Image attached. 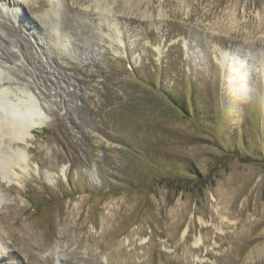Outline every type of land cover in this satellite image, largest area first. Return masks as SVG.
<instances>
[{
    "label": "rangeland",
    "instance_id": "obj_1",
    "mask_svg": "<svg viewBox=\"0 0 264 264\" xmlns=\"http://www.w3.org/2000/svg\"><path fill=\"white\" fill-rule=\"evenodd\" d=\"M20 1L0 264H264V0Z\"/></svg>",
    "mask_w": 264,
    "mask_h": 264
},
{
    "label": "bare ground",
    "instance_id": "obj_2",
    "mask_svg": "<svg viewBox=\"0 0 264 264\" xmlns=\"http://www.w3.org/2000/svg\"><path fill=\"white\" fill-rule=\"evenodd\" d=\"M18 1L19 0H16V3ZM23 2L27 3L28 0H23ZM63 22H62V24H63ZM0 27L2 28V30L4 29L7 32L6 35H11V36L12 35H18L19 43L23 44V48H24L25 52L28 53L27 56L30 57V52H29V46L30 45L28 46L26 41H24L25 39L20 37L19 30L17 28H14V27L8 28L7 26L1 25V24H0ZM47 28H49V27H47ZM7 38H9V37H7ZM15 39L18 40L17 38H15ZM40 68H41L40 64L36 65L37 70H39ZM2 101H6L5 93H3V92L0 93V102H2ZM26 105H24V107H26V108H24V109L22 108V112H24L28 117H30V116H33V117H32V119L29 118L28 122L26 120H24V122H25L24 124L26 126L25 128L27 130L28 129L32 130V128L34 129V128L42 126L44 123L42 122L41 118H39L35 115V112H36L35 109L33 107H31V105H29V104H26ZM22 126H24V125L13 124L11 119L9 120V119H6V118L0 116V145L2 143V138L4 135L7 137L6 139L9 142L18 141L22 136L24 137L25 132L21 128ZM13 154H14V156H13V159L11 161L4 160V161H2V163H0V167H3L2 170H0V174L2 176V179L5 180L7 183H14V181L17 180V176L20 174V170H21V166H22V165H20V163H21L20 154L18 152H14ZM0 157H2V159L6 158L5 155L3 157L1 148H0ZM21 159H23V158H21ZM23 168L24 167H22V169Z\"/></svg>",
    "mask_w": 264,
    "mask_h": 264
},
{
    "label": "trees",
    "instance_id": "obj_3",
    "mask_svg": "<svg viewBox=\"0 0 264 264\" xmlns=\"http://www.w3.org/2000/svg\"><path fill=\"white\" fill-rule=\"evenodd\" d=\"M170 63H171V62H167V63L165 64V66L170 65ZM159 67H160V66H159ZM162 70H164V69H162Z\"/></svg>",
    "mask_w": 264,
    "mask_h": 264
}]
</instances>
